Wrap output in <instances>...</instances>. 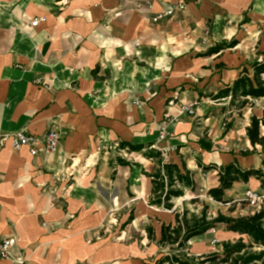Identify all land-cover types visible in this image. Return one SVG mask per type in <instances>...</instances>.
Here are the masks:
<instances>
[{
  "label": "crops",
  "instance_id": "0c3cea01",
  "mask_svg": "<svg viewBox=\"0 0 264 264\" xmlns=\"http://www.w3.org/2000/svg\"><path fill=\"white\" fill-rule=\"evenodd\" d=\"M36 19L44 21L34 28ZM233 40L234 48L205 56ZM256 60H264V0H0V240L16 239L24 264H134V245L90 242L111 208H134L127 227L143 216L137 208L162 213V223L174 217L149 206L151 160L123 153L133 165L110 167L106 150L152 144L165 161L185 164L197 186L188 201L208 197L236 160L260 168L263 155L241 154L253 150L246 129L264 98L243 109L214 99ZM185 104H195L194 115L180 114ZM51 129L62 135L55 154L13 150L12 134ZM252 186L262 191L252 178L224 200Z\"/></svg>",
  "mask_w": 264,
  "mask_h": 264
},
{
  "label": "trees",
  "instance_id": "16d2710c",
  "mask_svg": "<svg viewBox=\"0 0 264 264\" xmlns=\"http://www.w3.org/2000/svg\"><path fill=\"white\" fill-rule=\"evenodd\" d=\"M237 43L236 40L229 43L222 42L209 49L205 56L234 48ZM228 98H230V106H236L238 109L247 107L249 98H264V60L252 62L230 86H226L214 96L215 100ZM250 121L246 135L253 150L242 152L243 157L262 155L264 152V110L261 117L253 115ZM115 151L116 154L109 161L110 167L133 165L122 157L123 153H140L154 163L153 171L144 173L152 183L149 206L169 211L174 217L172 222L161 224L158 240L153 228L146 230L151 243H155L161 249L168 248L167 254L158 260L157 264H264V208L250 216L235 218L219 213L216 217H212L208 214L207 205L203 204L200 214L192 213L188 209V204L199 203L197 197L184 201L181 208H175V200L184 198L187 192H196L194 174L185 164L180 167L165 161L162 153L153 148L152 144L134 145L122 141L116 146ZM218 177L219 186L211 188L207 196L219 203H227L224 200L225 191L232 189L235 183H248L252 178L260 182L261 190L264 192V159L258 169H243L236 160L233 164L222 167ZM133 220L134 217L130 216L125 225H129ZM219 225L225 226L227 232L240 238L235 242H223L221 252L197 258L189 257L184 253L192 239L205 235Z\"/></svg>",
  "mask_w": 264,
  "mask_h": 264
},
{
  "label": "rangeland",
  "instance_id": "374dc122",
  "mask_svg": "<svg viewBox=\"0 0 264 264\" xmlns=\"http://www.w3.org/2000/svg\"><path fill=\"white\" fill-rule=\"evenodd\" d=\"M254 53L256 54V52ZM253 104L255 105V109H259L260 107H262V104L260 102L259 103L253 102ZM256 112L257 110L252 112H247L245 114V118L250 117L252 114H257ZM225 122L226 125H224V128L226 129L228 128L227 126L229 125V123L227 121ZM106 151H109V155L116 154L115 147L114 149H108ZM109 155L106 154V156ZM121 155L123 156V154ZM262 155L264 157V152ZM124 157L125 159L127 158L126 156ZM251 188L252 189L250 190L258 192L264 197L263 191H260V189L255 190L253 186ZM245 193L244 191H242V194L239 195L238 198L234 199L233 201H225L227 203H219L216 201L213 202L211 198L204 196V198L199 199L200 200L199 203L195 205L188 204V209L192 213L200 214L204 204L208 206V214L209 216L212 217H216L219 213L235 218L254 215L255 213L258 212V210L252 207L250 201L247 200ZM191 196H193L192 193L186 194V196L183 199L180 198L178 200H175L174 202L176 206L178 205L181 208L183 204L182 201L184 199L188 201L187 199H189ZM263 206H264V199H263ZM111 209L112 210L109 213L108 218H106V220L104 221L103 226L97 231L96 237L93 238V240L90 239V242L91 241L103 242L105 247L110 246L117 248L134 245L135 246L134 250L131 251V255H133L131 256V259L136 260L134 264H157V261L167 254L168 248L161 249L155 243H150L149 240L145 238V236L147 235L145 230L148 227H152L154 230L160 229L162 220H164L165 218L162 213H158V211H154L155 212L154 213L153 211L147 208H143V209L137 208L135 212V216L136 214H141V213L143 216H141L140 219H138L135 222L134 227L132 226L127 227L125 226L126 220L130 216L134 215V208L116 207ZM156 213L159 214L160 220L157 218L158 215ZM239 238L240 237L238 235L227 232L225 226L219 225L217 226L216 229L210 231L206 235L192 239L188 243V249L184 253H187L189 257L197 258L202 255L221 252L223 242H227V241L235 242ZM121 257L122 256H119L118 260L120 261L124 260ZM122 263L113 262V264H122Z\"/></svg>",
  "mask_w": 264,
  "mask_h": 264
},
{
  "label": "built area",
  "instance_id": "2783aa9c",
  "mask_svg": "<svg viewBox=\"0 0 264 264\" xmlns=\"http://www.w3.org/2000/svg\"><path fill=\"white\" fill-rule=\"evenodd\" d=\"M176 9H184L183 5L172 7L169 10L162 12L156 16L155 22L166 17H170L174 14ZM44 19H36L31 23V26L36 28L43 22ZM206 34H209L206 32ZM40 81L37 80L36 84ZM195 104L181 105L180 114H188L190 116L195 114ZM168 136L167 127L162 126L160 129L159 140H165ZM12 141V148L14 151H21L27 149L31 156L37 157L41 154L53 155L55 154L60 146L62 135L59 130L51 129L44 135L31 134L25 130L14 133L10 136ZM201 194L205 192L204 189L199 191ZM247 200L250 201L253 208L257 209L258 212L264 208L263 199L264 197L253 190H247L245 193ZM17 242L14 238H4L0 240V260L9 261L11 264H24V261L19 257H14V250L16 249Z\"/></svg>",
  "mask_w": 264,
  "mask_h": 264
}]
</instances>
